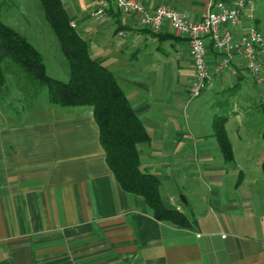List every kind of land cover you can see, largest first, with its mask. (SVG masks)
I'll return each instance as SVG.
<instances>
[{"label":"crops","instance_id":"1","mask_svg":"<svg viewBox=\"0 0 264 264\" xmlns=\"http://www.w3.org/2000/svg\"><path fill=\"white\" fill-rule=\"evenodd\" d=\"M139 1L149 11L164 5L198 20L208 0ZM25 2L0 0V11L24 8ZM95 2L62 5L90 55L115 75L147 128L150 141L139 145L141 167L160 180L163 204L182 211L191 225L158 221L142 196L124 191L105 162L91 108L48 100L40 108L39 96L47 94L42 87L29 101V112L39 115L33 119L15 120L0 97V264H264V134L249 125L264 116L249 107V82H256L243 60L234 57L230 69L216 71L220 55L207 40L212 85L189 98L193 66L186 38L168 22L153 32L114 6L94 18ZM253 23L259 30L257 13ZM248 24L243 17L237 33ZM27 30V40L46 49L39 28ZM263 50L264 42L260 57ZM199 97L213 108L205 126L183 116L182 105ZM230 105L232 113L219 115ZM223 117L229 163L212 126Z\"/></svg>","mask_w":264,"mask_h":264},{"label":"trees","instance_id":"2","mask_svg":"<svg viewBox=\"0 0 264 264\" xmlns=\"http://www.w3.org/2000/svg\"><path fill=\"white\" fill-rule=\"evenodd\" d=\"M38 1L66 61L68 76L66 79L51 76L39 50L22 33L0 20V90L5 87L6 69L14 65L23 91L33 92H28L27 99L31 100L41 87H45L52 104L91 108L105 162L120 187L142 196L158 221L189 227L191 222L182 211L163 204L158 177L141 167L139 145L149 142L150 135L115 75L101 59L90 55L87 42L71 26L61 0ZM224 123V117L217 118L212 126L224 162L229 163L232 162V149ZM261 167L264 174V158Z\"/></svg>","mask_w":264,"mask_h":264},{"label":"built area","instance_id":"3","mask_svg":"<svg viewBox=\"0 0 264 264\" xmlns=\"http://www.w3.org/2000/svg\"><path fill=\"white\" fill-rule=\"evenodd\" d=\"M110 6L121 14L137 16L138 23L153 32H158L163 23L168 22L175 33L186 38L193 66L189 98L199 96L212 85V72L206 64L207 40L220 55L216 71L230 69L234 57L241 58L244 67L253 76H259L263 71L260 50L264 38L253 23L254 0H208L198 20L164 5L149 11L139 0H96L90 15L99 18ZM243 17L249 24L243 32L237 33L236 28ZM71 26L75 27V24L71 22Z\"/></svg>","mask_w":264,"mask_h":264},{"label":"rangeland","instance_id":"4","mask_svg":"<svg viewBox=\"0 0 264 264\" xmlns=\"http://www.w3.org/2000/svg\"><path fill=\"white\" fill-rule=\"evenodd\" d=\"M28 2V0H27ZM25 2L24 8L19 7L18 4L15 5L13 9H6L0 11V20L13 27L15 30L19 31L22 33L24 36H29L30 34L28 33V28H39V34L44 38V41H46V49H41L37 47L38 50H40L41 54L44 57V60L47 63L48 67V73L51 76L58 77L60 79H65L62 78V73H63V64L61 62H66L65 59L62 57L58 45L56 43V38L54 37L46 19L44 12L42 10V7L39 3L38 0H34V4L31 3L32 1L30 0V3L27 4ZM10 3V1H8ZM254 6H255V14L257 13L258 16V28L261 31L263 37H264V0H254ZM30 41H32L30 38H28ZM51 42H54L56 44V49L54 48V44ZM44 43V42H43ZM61 56V57H60ZM262 68L264 69V50L263 54H261L260 57ZM54 60V61H53ZM66 64V63H65ZM52 65V66H51ZM65 66V65H64ZM16 67L10 66L8 69H6L5 77H6V82H5V87H3L2 90H0V97L5 100L4 105L5 109L7 111L8 115H11L15 120L17 121H23L27 119H33L36 117H39V115L30 113L29 111L32 110L31 103H29V99H27L26 92H23V89H21L19 86V81L15 79V70ZM14 71V72H13ZM250 73V72H249ZM250 78L255 80L256 83L249 82V107L253 108V110H263V116H264V70L259 76H253L250 73ZM22 83V81H21ZM42 88V87H41ZM40 90V89H39ZM46 92V89H44ZM41 93V92H39ZM38 93V94H39ZM16 94L13 98V100H10L11 97L10 95ZM48 98L47 94L45 96L41 95L39 96L38 101L40 102V108L42 106L46 105ZM204 98L199 97L193 101H191L187 105H182L183 109V116L187 119V121L190 124L196 123V124H204V126L211 121L212 118V109L209 108L208 104H203ZM43 104V105H42ZM214 107V112H216L217 108ZM35 108V107H34ZM43 110V109H42ZM233 111V106H228L226 110H221L219 115H225L226 113L230 114ZM212 112V113H211ZM264 117H259V119H254V120H249V125L250 129L254 128L259 134H264ZM235 124L232 123L229 125V132L232 138H234V133L235 130ZM144 146V145H143ZM142 147V145H141ZM259 146L257 145L256 148ZM258 160L253 161L251 163V170L255 169L258 167ZM144 165L148 166L150 165V162H144ZM239 164L247 165L249 167V161H240ZM142 165V162H141ZM150 170V168H147ZM262 174V173H261ZM192 184V181L190 180L187 185L190 186Z\"/></svg>","mask_w":264,"mask_h":264},{"label":"water","instance_id":"5","mask_svg":"<svg viewBox=\"0 0 264 264\" xmlns=\"http://www.w3.org/2000/svg\"><path fill=\"white\" fill-rule=\"evenodd\" d=\"M180 198H181V200H182L183 202H186V200H185V198H184L183 196H180Z\"/></svg>","mask_w":264,"mask_h":264}]
</instances>
